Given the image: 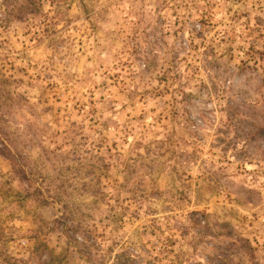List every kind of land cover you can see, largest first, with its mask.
Segmentation results:
<instances>
[{"label":"rangeland","instance_id":"obj_1","mask_svg":"<svg viewBox=\"0 0 264 264\" xmlns=\"http://www.w3.org/2000/svg\"><path fill=\"white\" fill-rule=\"evenodd\" d=\"M12 3L5 126L27 165L78 185L64 199L102 264H264V0ZM32 189L0 148V264L32 257L39 231L30 264H96L47 230L59 205Z\"/></svg>","mask_w":264,"mask_h":264},{"label":"trees","instance_id":"obj_2","mask_svg":"<svg viewBox=\"0 0 264 264\" xmlns=\"http://www.w3.org/2000/svg\"><path fill=\"white\" fill-rule=\"evenodd\" d=\"M2 7L0 9V35L3 34L4 31L7 30V28L10 25V15H9V9L10 6H12V0H3L2 1ZM27 3V7H34L33 4L35 0H25ZM35 5V4H34ZM35 8V7H34ZM31 8L29 9H22L23 12L30 13ZM3 39L0 40V48L2 47ZM3 58L0 57V148L3 152L8 154L10 156V159L13 162L15 174L19 176V178L22 181L28 182V185L30 188H33L32 191L29 193L31 195H38L39 200L43 205L53 203L58 206V213L55 215L54 219L49 222L47 226L48 231H58L60 234L64 235L67 238V244L69 247L75 248L79 251L80 255L86 259V261H93L96 262V264H102L103 256L95 254V244L96 239L89 235L88 230L83 226L82 223H79L76 220V209L73 207L72 203L64 199V193L70 194L69 187L71 188H78V185L74 182H71L72 180L67 179L63 174L65 171H63V168H60L58 163L56 162V159L58 157H62L64 159H71V156L68 153H64L63 151L57 152L55 149H51L49 151H46L47 154L50 156V159L52 161V164H54L55 167L60 168L58 171V175L60 177H49L50 175H45L43 171H38L36 168L30 167L29 163L27 165V159L30 158V156L27 155V153H24V150L22 151L19 148V145L17 143V138L12 137L10 132L7 130L5 126V106L6 102L1 101L4 97V92L8 96L12 93H10V89L8 88L11 84V82L14 79V72L10 71L13 69L15 65H13L12 61H9L10 65L7 66L4 63L2 64ZM8 63V64H9ZM146 66V65H145ZM9 68L7 73L6 68ZM201 125H194V128H197L198 130L201 128ZM257 132L264 133V126L257 127ZM251 134V131L248 132L245 136V138H249ZM245 146L244 148H241V153H244L247 149ZM81 149L79 150L80 154ZM240 153V154H241ZM83 158V156H80ZM82 161V159H80ZM111 164V163H110ZM110 164L103 163V167H109ZM128 167V170H131V165H129L128 162H126ZM71 168V166H70ZM90 168V169H89ZM88 169L90 170L92 174H95V163L91 165ZM69 169V165L68 168ZM37 181V185L33 184V181ZM55 180H58L59 183L56 186H53ZM81 184V183H80ZM83 186L84 191L87 189V182H84L81 184ZM85 186V187H84ZM102 188L93 189L91 192L93 195H96L101 198L103 195V192L101 191ZM110 216V214H109ZM115 216V215H113ZM109 219V217H108ZM41 234H45L43 231H39L35 234L36 242L35 246L32 247L30 250V253L32 254V257L29 259H23L18 258L15 256H7V262L6 264H30V261L35 258V254H37L40 250V248L43 246L44 248H47V245L43 239H41ZM245 242V245H243L244 252L248 253L250 257L255 258V247L250 243L248 239H242ZM97 250V249H96ZM110 252L113 253L114 249L113 247L109 248ZM127 255L128 253H116L114 256V262L112 264H119V260L121 255ZM130 254V253H129ZM132 254V253H131ZM116 259V260H115ZM40 260H42L41 264H55L54 258L52 256L42 257L35 260L38 264H40Z\"/></svg>","mask_w":264,"mask_h":264}]
</instances>
